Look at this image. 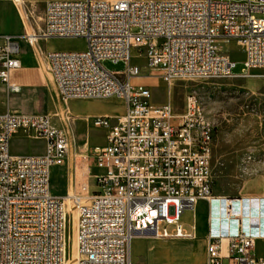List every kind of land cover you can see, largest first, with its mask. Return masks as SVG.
Instances as JSON below:
<instances>
[{"label": "built area", "instance_id": "2783aa9c", "mask_svg": "<svg viewBox=\"0 0 264 264\" xmlns=\"http://www.w3.org/2000/svg\"><path fill=\"white\" fill-rule=\"evenodd\" d=\"M42 21L36 37H0V83L8 93L22 91L12 79L23 69L22 41L35 49L42 40L83 39L85 52L44 56L59 99H117L125 113L89 120L106 132L105 146L76 141L67 109L62 125L49 115H0V264H66L73 212L77 264H132L137 236L196 238L197 224L188 233L180 220L201 203L209 214L207 264H264L254 253L264 241V198L215 195V124L208 113L200 118L199 99L188 96L182 114L171 100L155 104L132 64L137 51L168 96L179 81L264 77V0H46ZM231 42L245 56L240 75L219 47ZM106 62L125 68L109 72ZM20 135L43 141L44 153L13 154ZM72 150L101 172L95 195L52 194V171Z\"/></svg>", "mask_w": 264, "mask_h": 264}, {"label": "rangeland", "instance_id": "374dc122", "mask_svg": "<svg viewBox=\"0 0 264 264\" xmlns=\"http://www.w3.org/2000/svg\"><path fill=\"white\" fill-rule=\"evenodd\" d=\"M46 0H0V37H23L40 35L44 28L43 15ZM2 40L0 39V43ZM22 59L27 65L38 64L36 52L41 53H81L87 49L83 39L42 40L35 50L24 41L20 43ZM220 49L229 53L238 64L234 73L240 75L244 69L245 56L236 42L221 44ZM40 53V52H39ZM43 59L42 56L39 55ZM132 64L142 69L145 78L137 84L148 87L155 104L171 100L177 113L185 111L186 99L196 96L206 115L215 124L213 150V190L217 196H262L264 195V77L234 80H186L176 82L168 96V88L156 74L147 68L145 59L133 54ZM45 77L33 90L20 94H9L0 83V114L17 112L21 114H42L58 117L65 109L72 112L71 127L74 138L79 143L90 142L92 146H105L106 132L94 129L90 121L99 117V112L111 109L123 110L122 101L111 99L109 104L95 101L71 100L64 103L58 97L56 85L48 72L44 60ZM109 72H121L124 64H104ZM23 74L15 72L14 75ZM45 78L47 80H45ZM48 81V82H47ZM37 88V89H36ZM119 101V102H118ZM123 103V102H122ZM12 142L15 155L30 156L44 153V142L20 135ZM72 150L71 156L58 164L52 171L51 192L54 196L67 199L68 196L90 197L99 192L95 176L101 172L91 159L77 160ZM77 169V170H76ZM208 208L201 203L196 213L186 211L180 220L183 229L192 233L197 224V235L192 240H161L148 236H137L132 243V264H207L206 237L208 231ZM73 226V225H72ZM174 227H168L171 232ZM73 235V229L72 234ZM67 264H77L76 235ZM73 256L72 261L71 257Z\"/></svg>", "mask_w": 264, "mask_h": 264}, {"label": "crops", "instance_id": "0c3cea01", "mask_svg": "<svg viewBox=\"0 0 264 264\" xmlns=\"http://www.w3.org/2000/svg\"><path fill=\"white\" fill-rule=\"evenodd\" d=\"M7 37H10V36H7ZM2 44H3V41L0 43V45H2ZM39 55L42 56L43 59L41 57H39ZM44 56H45V54L41 53V51L39 50L38 53L36 52V59H37L38 64H36V65H27V64L24 63V61L22 59V53H21L20 60L22 62L23 69L21 71H18V72H22L23 74H19V75H16V76L13 74V77H12L13 82L16 83L17 85L21 86L22 91L20 93H22L24 91H27V90L35 89V87L41 81V75H42L43 78L45 77V68L43 67L44 66V60H45ZM45 80H47V79L45 78ZM2 86H4V85H2ZM93 101L101 102V103H104V104H109V102H110V100H102V101L93 100ZM120 104L123 106V110L122 111L117 112V111H114V110L106 108L103 111L99 112L98 116L99 117H110V118H118V117L123 116L124 113H125V106H124V104L122 102ZM0 113H3V111H1ZM0 115H3V114H0ZM31 115H35V114H31ZM17 138H19V137H16L15 139H17ZM238 197H242V198H264V195H262V196H257V195H253V196H238ZM254 253H255V255L257 257H263L264 256V241H258L257 242V246H256V249H255Z\"/></svg>", "mask_w": 264, "mask_h": 264}, {"label": "bare ground", "instance_id": "6f19581e", "mask_svg": "<svg viewBox=\"0 0 264 264\" xmlns=\"http://www.w3.org/2000/svg\"><path fill=\"white\" fill-rule=\"evenodd\" d=\"M28 36H30V37H36V35H34V34H30ZM200 109H201L200 110V118H207V115H206L205 111L203 110V108L201 107V105H200ZM69 197H73V196H68L67 198H69ZM65 200H66V198H65ZM72 215H73V221H72V223H73V235L71 236V247L73 245L72 238L74 236V232H75V235H76V214H74V212H73ZM76 247H77V245H76ZM68 256H69V254H68ZM68 256H67L66 264L68 263ZM77 258H78V251H77ZM71 259L74 262L73 256L71 257Z\"/></svg>", "mask_w": 264, "mask_h": 264}]
</instances>
